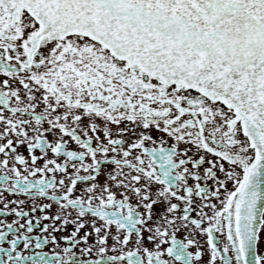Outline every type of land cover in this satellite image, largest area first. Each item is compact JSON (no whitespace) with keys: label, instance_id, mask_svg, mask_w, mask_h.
Wrapping results in <instances>:
<instances>
[{"label":"snow or ice","instance_id":"snow-or-ice-1","mask_svg":"<svg viewBox=\"0 0 264 264\" xmlns=\"http://www.w3.org/2000/svg\"><path fill=\"white\" fill-rule=\"evenodd\" d=\"M0 264H264V0H0Z\"/></svg>","mask_w":264,"mask_h":264}]
</instances>
